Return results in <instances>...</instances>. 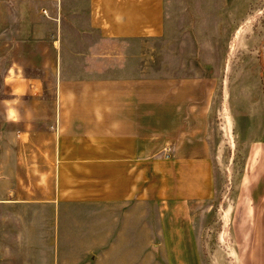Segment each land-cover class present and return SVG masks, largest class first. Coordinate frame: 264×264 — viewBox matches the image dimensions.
<instances>
[{
	"label": "crops",
	"instance_id": "0c3cea01",
	"mask_svg": "<svg viewBox=\"0 0 264 264\" xmlns=\"http://www.w3.org/2000/svg\"><path fill=\"white\" fill-rule=\"evenodd\" d=\"M22 6L42 25L19 27L25 39L10 43L30 52L5 76L0 264H66V241L82 240L95 243L89 255L104 241L105 256L121 246L114 256L143 258L147 207L193 217L216 192L210 77L194 74L192 53L177 55L188 42L164 41L178 32L165 0H0V33ZM254 181L249 168L241 188ZM255 199L244 202L252 213Z\"/></svg>",
	"mask_w": 264,
	"mask_h": 264
},
{
	"label": "rangeland",
	"instance_id": "374dc122",
	"mask_svg": "<svg viewBox=\"0 0 264 264\" xmlns=\"http://www.w3.org/2000/svg\"><path fill=\"white\" fill-rule=\"evenodd\" d=\"M165 2L171 15L170 26H177L178 32L168 31L164 41L178 40L185 45L188 42V48L178 49L177 55L192 53L194 74L209 75L210 88L215 95L209 135L215 146L216 192L209 202L194 211L193 217L183 215L175 219L169 208L147 207L146 236L151 239L146 240L143 258L114 256L121 246L114 247L118 250L112 251L113 256H105L104 241L96 242L99 255L93 256L89 254L94 251V242L82 240L70 249L73 242L66 241L65 256L60 257L66 264H120L138 260L145 264H256L258 259L264 261V0ZM32 11L35 6L14 9L11 15L16 20L15 26L8 24L6 31L0 33L1 127L6 126L7 102L11 99L5 80L7 70L14 57H24L30 52L27 44L12 48L10 43L25 39L26 34L19 31L22 30L19 27L42 25L40 20L30 17ZM2 14V20L7 21L9 10H1ZM146 51L154 55L158 50L147 48ZM29 67L34 72L42 70L40 64ZM53 67L50 66V74ZM49 83L53 88L52 82ZM19 103L23 107L29 104V96L23 95ZM225 118L228 128H224ZM251 142L257 148L249 160ZM249 168L254 187L247 183L248 188L243 189L241 179ZM255 170L261 172V176L259 173L258 177L253 176ZM251 196L256 198L257 204L253 213L249 205L244 204ZM241 197L244 201L237 208ZM246 208L249 213L245 212ZM202 221L204 223L200 224Z\"/></svg>",
	"mask_w": 264,
	"mask_h": 264
}]
</instances>
